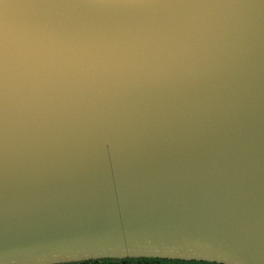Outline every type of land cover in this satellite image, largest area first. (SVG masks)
Masks as SVG:
<instances>
[{
	"label": "water",
	"instance_id": "1",
	"mask_svg": "<svg viewBox=\"0 0 264 264\" xmlns=\"http://www.w3.org/2000/svg\"><path fill=\"white\" fill-rule=\"evenodd\" d=\"M264 264V0H0V264Z\"/></svg>",
	"mask_w": 264,
	"mask_h": 264
},
{
	"label": "snow or ice",
	"instance_id": "2",
	"mask_svg": "<svg viewBox=\"0 0 264 264\" xmlns=\"http://www.w3.org/2000/svg\"><path fill=\"white\" fill-rule=\"evenodd\" d=\"M67 264H223L222 261L206 260L204 258H185L180 255H123V256H88L83 260L67 262Z\"/></svg>",
	"mask_w": 264,
	"mask_h": 264
}]
</instances>
